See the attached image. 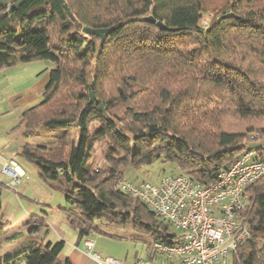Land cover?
<instances>
[{"label": "trees", "instance_id": "16d2710c", "mask_svg": "<svg viewBox=\"0 0 264 264\" xmlns=\"http://www.w3.org/2000/svg\"><path fill=\"white\" fill-rule=\"evenodd\" d=\"M64 2L73 19L59 0H0V70L52 64L42 99L23 110L14 128L25 139L16 153L35 165L40 180L58 182L66 202L58 209L78 241L109 235L101 225L130 222L138 232L156 233L153 241L171 242L170 225L119 189L127 178L119 161L134 169L171 162L174 174L205 186L244 152L264 161V142L248 147L254 134H264V0ZM84 27L110 32L100 46ZM70 127L77 128L72 139ZM54 129L63 131L33 143ZM100 140L115 163L93 167ZM112 151L121 156L112 158ZM246 191L240 219L249 238L229 261L264 264V175ZM7 225L0 221V231ZM47 226L44 216L30 214L31 238L6 251L0 241V264H73L59 257L63 239L35 237Z\"/></svg>", "mask_w": 264, "mask_h": 264}, {"label": "built area", "instance_id": "2783aa9c", "mask_svg": "<svg viewBox=\"0 0 264 264\" xmlns=\"http://www.w3.org/2000/svg\"><path fill=\"white\" fill-rule=\"evenodd\" d=\"M253 138L264 142V134H254ZM1 172L11 187L20 184L25 175L15 154L2 161ZM263 175L264 161L244 152L207 186L187 175L171 174L157 184L123 178L118 187L145 202L174 230L171 242L153 241L154 252L173 257L177 264H230L232 251L249 238L247 225L240 219L248 202L246 187ZM83 246L98 264H123L95 250L93 239H84ZM134 264L153 263L139 257Z\"/></svg>", "mask_w": 264, "mask_h": 264}, {"label": "rangeland", "instance_id": "374dc122", "mask_svg": "<svg viewBox=\"0 0 264 264\" xmlns=\"http://www.w3.org/2000/svg\"><path fill=\"white\" fill-rule=\"evenodd\" d=\"M204 22L207 23L206 18L204 19ZM86 36L89 38L88 35ZM45 62H47V64H51L49 61ZM40 97L42 99V94ZM20 100L21 99H19V102H21ZM232 124H236L238 127L240 126L239 128H242L244 127L246 122L238 123L232 121ZM62 131V129H54L51 131L44 130L41 135L32 138V141L33 143H43L46 142L49 135L59 134ZM66 131L69 139H72L74 137V134L77 132V128L70 127L67 128ZM258 143H260V141L254 139L248 143V147L253 148L257 146ZM107 150L108 144L105 141L100 140L96 143L94 147V155L91 161L93 167L106 166L115 163V161L109 162V159L107 160ZM111 155L112 158L115 159L121 156L120 154L118 155L113 151L111 152ZM16 158L18 161L20 160L21 162L28 164L34 169L32 178H34L36 182H38V184L36 187L33 188V190H30L25 193L26 197H19L20 202L17 201V197H14V199L11 197V195H16L15 190L3 187L1 190L2 194L0 205V221H7L9 215L14 213L16 209L21 208L22 206H30L29 208H34V213L44 216L46 222L49 224V227H43L39 232H37L35 237L41 238L44 236H49L51 237L52 242H55L61 237H59L58 234L65 235L67 237H69L70 234H74L73 232L76 231L65 222L62 212L59 211L60 209H58L60 205L62 206L66 204L64 194L59 188L54 187L55 185H57L58 182L49 181L48 183H45L44 181L38 179L36 173L38 169L35 167L34 164L24 160L20 155H17ZM119 167L123 170L125 177L129 179H133L136 181L146 180L154 184L159 183L162 177L166 175L177 173V168L173 163L162 162L161 160H157L153 164L147 167H142L140 169H134L129 164H126L125 162L120 160ZM6 193L10 195L6 196ZM47 201H52L54 207L50 208L49 205L43 204ZM25 225H27L25 222H21L19 226L15 227L14 229L10 228L8 229V231H5L4 229L0 231V241L2 246L1 251L17 248L31 238L27 235V233H25L23 236L20 235V237L16 240L8 239L9 236L16 232H21V234L23 230L26 232L28 228H25ZM101 228L107 231L109 235L95 232L93 234V238L98 242L97 245L104 247V249L106 250L104 251V253L106 255L122 260L123 264H134L135 259H138L139 257L148 259L152 253H154L155 256L159 255L165 256L167 258L169 257V259L173 258L167 254H160L158 252L153 251L151 243L155 239L157 235L156 233L138 232L133 228L130 222L119 225H101ZM170 233H174V230L171 229ZM63 240H66V238L63 237ZM67 243L68 242L66 240V244ZM64 252L65 251H61L59 256L63 257Z\"/></svg>", "mask_w": 264, "mask_h": 264}, {"label": "crops", "instance_id": "0c3cea01", "mask_svg": "<svg viewBox=\"0 0 264 264\" xmlns=\"http://www.w3.org/2000/svg\"><path fill=\"white\" fill-rule=\"evenodd\" d=\"M51 68L52 64H47L44 60H35L30 62H20L12 67L0 70V183L2 184V186H0V204L1 190L3 187L15 190L16 195H11V197L13 199L14 197H17V201H19V197H26L25 193L33 190L38 184V182L32 178L34 169L28 164L21 162L20 160L18 161L16 158V151L23 144L25 139L20 132L14 128L18 124L23 110L38 103L41 99L40 96ZM19 99H21V102H19ZM10 154H15L17 163L25 172L21 183L16 186L17 188L9 186L7 184L9 180L3 176L1 172V163L8 159ZM36 173L39 179L38 171ZM5 195L8 196L10 194L6 193ZM43 204L49 205L50 208L54 207L52 201H47ZM29 207L22 206L9 215V218L7 219L9 225H7L4 230L8 231L10 228L14 229L15 227H18L21 222L27 224V219L30 214H36L34 213V208L32 209ZM47 227H49V224ZM25 228H27V225H25ZM25 233L26 232L23 230L21 235L23 236ZM73 233L74 234H70L69 237L58 234L59 237L61 236L59 239H63L64 237L68 242L66 244V240H64L62 251L65 252L63 253V257H59L61 259L69 258L73 264H98L89 256V254L86 253L83 246V240H77V232ZM41 238H43L44 241L52 242V239L49 236ZM92 239L94 241L95 250L103 256H109L104 253V251H106L104 247L97 245L98 242L93 237ZM148 259H150L153 264H177L174 258L169 259V257L167 258L165 256H155L154 253H152Z\"/></svg>", "mask_w": 264, "mask_h": 264}, {"label": "water", "instance_id": "95a60500", "mask_svg": "<svg viewBox=\"0 0 264 264\" xmlns=\"http://www.w3.org/2000/svg\"><path fill=\"white\" fill-rule=\"evenodd\" d=\"M59 1L62 3L64 9H65L66 12H67V14L73 19L74 17H73V15H72V13L70 12V10L68 9V7H67L66 3L64 2V0H59ZM15 4H17V3H15ZM15 4H14V5H15ZM14 5L10 6L9 9H11L12 7H14ZM146 19H147V20H150V21H153V20H154L153 17H151V16H150V17H147ZM156 24H157L160 28H162V29H163V28L166 29V27H165L160 21H157ZM83 31L86 32V33H89V34H93V35L98 36V37L100 38L99 45L102 46L104 40H105V39L108 37V35H109L110 29H109V28H89V27H84V28H83ZM89 95H90V102H91V101H93L94 97H93L92 92H90Z\"/></svg>", "mask_w": 264, "mask_h": 264}]
</instances>
